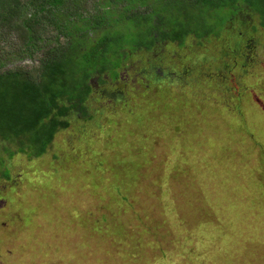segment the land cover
Wrapping results in <instances>:
<instances>
[{"label": "rangeland", "instance_id": "374dc122", "mask_svg": "<svg viewBox=\"0 0 264 264\" xmlns=\"http://www.w3.org/2000/svg\"><path fill=\"white\" fill-rule=\"evenodd\" d=\"M142 53L5 158L0 264H264V29Z\"/></svg>", "mask_w": 264, "mask_h": 264}, {"label": "trees", "instance_id": "16d2710c", "mask_svg": "<svg viewBox=\"0 0 264 264\" xmlns=\"http://www.w3.org/2000/svg\"><path fill=\"white\" fill-rule=\"evenodd\" d=\"M247 15L264 29V0H0V176L5 158H39L72 115L88 117L93 82Z\"/></svg>", "mask_w": 264, "mask_h": 264}, {"label": "flooded vegetation", "instance_id": "af4514ba", "mask_svg": "<svg viewBox=\"0 0 264 264\" xmlns=\"http://www.w3.org/2000/svg\"><path fill=\"white\" fill-rule=\"evenodd\" d=\"M240 18H236L234 21H237V20H239Z\"/></svg>", "mask_w": 264, "mask_h": 264}]
</instances>
